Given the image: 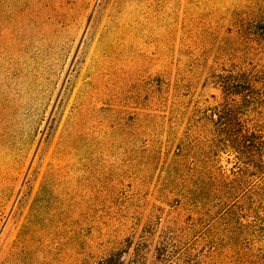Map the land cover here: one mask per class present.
Wrapping results in <instances>:
<instances>
[{
	"label": "rangeland",
	"instance_id": "obj_1",
	"mask_svg": "<svg viewBox=\"0 0 264 264\" xmlns=\"http://www.w3.org/2000/svg\"><path fill=\"white\" fill-rule=\"evenodd\" d=\"M0 264H264V0H0Z\"/></svg>",
	"mask_w": 264,
	"mask_h": 264
},
{
	"label": "trees",
	"instance_id": "obj_2",
	"mask_svg": "<svg viewBox=\"0 0 264 264\" xmlns=\"http://www.w3.org/2000/svg\"><path fill=\"white\" fill-rule=\"evenodd\" d=\"M247 76L248 75L246 73L219 75V82L221 83V85L224 88V91L226 93H230V94L238 93L237 92L238 90H235L238 78L247 77ZM243 136H245L244 137L245 139L248 136L256 137L257 136V132H251L250 135L248 134V135H243ZM236 143H238V144H236V148H238L241 151H243V149H245L247 147V145H242V141L241 142L236 141ZM239 143H241V144L239 145ZM237 145H239V146H237Z\"/></svg>",
	"mask_w": 264,
	"mask_h": 264
}]
</instances>
